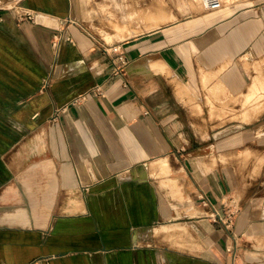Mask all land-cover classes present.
<instances>
[{"label": "crops", "instance_id": "crops-1", "mask_svg": "<svg viewBox=\"0 0 264 264\" xmlns=\"http://www.w3.org/2000/svg\"><path fill=\"white\" fill-rule=\"evenodd\" d=\"M73 2L0 14V264H264V0H163L108 46Z\"/></svg>", "mask_w": 264, "mask_h": 264}, {"label": "rangeland", "instance_id": "rangeland-1", "mask_svg": "<svg viewBox=\"0 0 264 264\" xmlns=\"http://www.w3.org/2000/svg\"><path fill=\"white\" fill-rule=\"evenodd\" d=\"M154 2L152 0H81L80 8L78 9L75 3H72V19L98 43L108 46L114 41L120 40V38L112 37L109 39L106 32L114 34L119 27L127 31L128 26L124 23L116 25L117 21L128 22L136 30V33L152 29L151 24L140 22L148 20L146 16H149L151 10H153L152 12L163 13V8L167 5L163 0H158V2L154 0ZM194 3H197V6L198 3L203 5L202 0H176L175 9L172 10L171 8L169 13H174L175 18L189 14L194 11ZM151 4H158L159 7L152 9ZM86 8L93 9L94 12L91 15H87L84 12ZM156 19H160V17ZM254 100L255 98L252 102ZM259 106L257 102L253 105H243L244 108L247 109L249 107L253 112H256Z\"/></svg>", "mask_w": 264, "mask_h": 264}, {"label": "built area", "instance_id": "built-area-1", "mask_svg": "<svg viewBox=\"0 0 264 264\" xmlns=\"http://www.w3.org/2000/svg\"><path fill=\"white\" fill-rule=\"evenodd\" d=\"M18 2L19 0H0V14L2 12L14 9L17 6ZM23 17H24V14L19 13V18L21 19ZM116 61H117V64L115 63V67L113 68L114 73L121 72L124 66L128 64V60L126 59L124 54L121 52L117 54ZM49 84H50V79L46 78L43 80L42 86L47 87ZM88 92L94 96H99L102 94V87L101 85L96 84L90 90H88ZM83 97H85V94L79 96L74 101L77 102L79 98H83ZM229 215H232V212H230L228 216ZM226 219L230 223V217H227ZM213 221H223V217L216 210H215V213H213Z\"/></svg>", "mask_w": 264, "mask_h": 264}, {"label": "bare ground", "instance_id": "bare-ground-1", "mask_svg": "<svg viewBox=\"0 0 264 264\" xmlns=\"http://www.w3.org/2000/svg\"><path fill=\"white\" fill-rule=\"evenodd\" d=\"M179 2V1H178ZM159 7V6H158ZM162 7V6H161ZM151 12V11H150ZM162 12V11H161ZM158 13V12H157ZM47 18V17H46Z\"/></svg>", "mask_w": 264, "mask_h": 264}]
</instances>
